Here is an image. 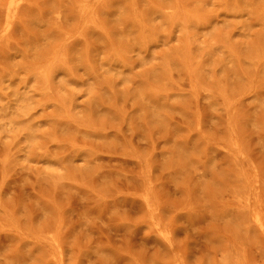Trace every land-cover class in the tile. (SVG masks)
Segmentation results:
<instances>
[{"label":"rangeland","instance_id":"rangeland-1","mask_svg":"<svg viewBox=\"0 0 264 264\" xmlns=\"http://www.w3.org/2000/svg\"><path fill=\"white\" fill-rule=\"evenodd\" d=\"M0 264H264V0H0Z\"/></svg>","mask_w":264,"mask_h":264},{"label":"bare ground","instance_id":"bare-ground-1","mask_svg":"<svg viewBox=\"0 0 264 264\" xmlns=\"http://www.w3.org/2000/svg\"><path fill=\"white\" fill-rule=\"evenodd\" d=\"M13 1H11L10 3H9V5H8V8H7V14H8V19H9V21H10V19H12L13 18V16H12V13H13ZM257 221H259L258 219H256Z\"/></svg>","mask_w":264,"mask_h":264}]
</instances>
